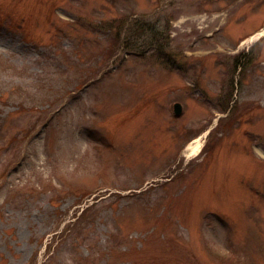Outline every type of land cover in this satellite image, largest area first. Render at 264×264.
I'll list each match as a JSON object with an SVG mask.
<instances>
[{
  "label": "rangeland",
  "instance_id": "rangeland-1",
  "mask_svg": "<svg viewBox=\"0 0 264 264\" xmlns=\"http://www.w3.org/2000/svg\"><path fill=\"white\" fill-rule=\"evenodd\" d=\"M136 19L169 42L110 56ZM263 28L264 0H0V264H264Z\"/></svg>",
  "mask_w": 264,
  "mask_h": 264
},
{
  "label": "trees",
  "instance_id": "trees-1",
  "mask_svg": "<svg viewBox=\"0 0 264 264\" xmlns=\"http://www.w3.org/2000/svg\"><path fill=\"white\" fill-rule=\"evenodd\" d=\"M111 25L107 26L108 30L112 28ZM140 38L145 42L142 41L136 44L135 41ZM166 41L169 42L166 31L158 27L156 28L155 24L152 23L147 25L140 24L136 19L131 26L126 27L125 24H121L114 33H111L110 30L108 50L112 52L110 54L112 56L117 51V48H119V45L121 47L124 45L133 53L143 55L144 52L152 49L154 45L157 47L156 50L164 49L163 44Z\"/></svg>",
  "mask_w": 264,
  "mask_h": 264
},
{
  "label": "bare ground",
  "instance_id": "bare-ground-1",
  "mask_svg": "<svg viewBox=\"0 0 264 264\" xmlns=\"http://www.w3.org/2000/svg\"><path fill=\"white\" fill-rule=\"evenodd\" d=\"M260 33H263L260 32ZM203 145V139L202 137L194 139L190 144H189V149L191 150V154H198L202 148Z\"/></svg>",
  "mask_w": 264,
  "mask_h": 264
},
{
  "label": "water",
  "instance_id": "water-1",
  "mask_svg": "<svg viewBox=\"0 0 264 264\" xmlns=\"http://www.w3.org/2000/svg\"><path fill=\"white\" fill-rule=\"evenodd\" d=\"M178 110H179V108H178Z\"/></svg>",
  "mask_w": 264,
  "mask_h": 264
}]
</instances>
